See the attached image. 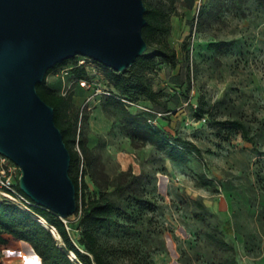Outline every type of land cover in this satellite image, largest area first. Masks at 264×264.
<instances>
[{
  "label": "rangeland",
  "instance_id": "374dc122",
  "mask_svg": "<svg viewBox=\"0 0 264 264\" xmlns=\"http://www.w3.org/2000/svg\"><path fill=\"white\" fill-rule=\"evenodd\" d=\"M146 1L162 2L170 11L165 40L176 49L178 65L157 60L148 75L165 106L138 104L155 111L146 113L157 126L196 142L203 158L193 154L181 165L150 144L134 146L120 128V106L108 99L111 72L103 64L92 61L86 81L72 73L74 60L51 71L47 85L71 97L80 118L87 114L84 126L99 144L103 171L110 179L125 172L128 182L134 174L143 177L141 194L149 202L124 199L116 222L101 230V241L113 247L116 264H219L224 252L207 237L217 228L235 247L238 264H264V9L257 0ZM202 98L209 112L199 119ZM213 119L244 120L256 142L240 135L226 140ZM88 181L89 194H98ZM199 212L204 220L196 218ZM79 219H72L75 239ZM10 250L1 252L5 261L17 256Z\"/></svg>",
  "mask_w": 264,
  "mask_h": 264
},
{
  "label": "trees",
  "instance_id": "16d2710c",
  "mask_svg": "<svg viewBox=\"0 0 264 264\" xmlns=\"http://www.w3.org/2000/svg\"><path fill=\"white\" fill-rule=\"evenodd\" d=\"M257 1L264 9V0ZM144 3L147 9L145 14L147 23L143 28V37L148 49L132 66L122 72H116L103 65L111 72L108 99L120 106L122 110L120 128L125 131L134 146L150 144L172 162L186 165L193 154L203 158L200 146L191 139L174 135L157 126L144 111L133 113L124 101L125 99L135 103L146 102L152 108L165 106L161 99L162 93L155 90L148 75L156 68L157 60H162L174 68L178 65L176 49L165 40L172 29L170 11L162 2L152 4L144 0ZM184 51L186 58L189 59V51L185 47ZM79 57L58 64L47 72L43 82L37 84L39 95L54 107L56 125L61 129L71 154L69 174L76 186L78 203L74 215H80L76 227L78 239L73 237L72 232L74 215L63 219L57 213L37 204L26 210L7 198H0V264H6L1 252L11 249L17 242L27 243L33 258L39 260L40 264H116L113 260V247L101 241V230L116 222V216L123 211L124 199L149 202L141 194L143 180L141 175L134 174L128 182L125 179V172H120L117 177L110 179L109 174L103 171L101 153L97 152V146H91L90 133L86 132L84 126L87 114L82 113L80 118L71 97L55 92L47 85V76L51 71ZM71 71L78 80L86 81L89 78L88 70L83 66H75ZM207 104L203 98L200 100L195 113L199 119L209 112ZM212 123L225 131L226 140L233 135H240L246 142L252 144L256 142L244 120L213 119ZM200 178L205 184L209 182L204 174L200 175ZM88 179L99 188L98 194H89ZM16 182L20 190L18 181ZM110 187H113L111 191ZM195 202L202 210L206 209L203 202ZM196 218L204 220L205 214L199 212ZM41 219L47 225L43 224ZM51 228L56 229L59 239L54 236ZM207 237L224 252L219 264H238L235 247L221 236L217 228L209 231ZM71 253L76 259H72Z\"/></svg>",
  "mask_w": 264,
  "mask_h": 264
},
{
  "label": "water",
  "instance_id": "95a60500",
  "mask_svg": "<svg viewBox=\"0 0 264 264\" xmlns=\"http://www.w3.org/2000/svg\"><path fill=\"white\" fill-rule=\"evenodd\" d=\"M146 10L144 0H0V155L20 168V190L63 219L78 208L71 154L37 84L76 56L132 66L148 49Z\"/></svg>",
  "mask_w": 264,
  "mask_h": 264
},
{
  "label": "built area",
  "instance_id": "2783aa9c",
  "mask_svg": "<svg viewBox=\"0 0 264 264\" xmlns=\"http://www.w3.org/2000/svg\"><path fill=\"white\" fill-rule=\"evenodd\" d=\"M92 61L94 60L89 57L80 56L77 60L74 61V64L71 68L75 66H83L87 70L90 67H92V69H95L92 64ZM68 72L69 69H66L65 74H68ZM108 94L110 93L108 92ZM124 101L128 104L129 107L134 106L144 112H155L153 109L145 107L141 104L130 102L125 99ZM0 162V196L11 200L23 209L30 210L32 205H35L36 203H34L31 198H29L23 191L19 190L16 186L17 182L15 180V173L17 170H20V168L14 162H12L10 159L3 155H0Z\"/></svg>",
  "mask_w": 264,
  "mask_h": 264
},
{
  "label": "crops",
  "instance_id": "0c3cea01",
  "mask_svg": "<svg viewBox=\"0 0 264 264\" xmlns=\"http://www.w3.org/2000/svg\"><path fill=\"white\" fill-rule=\"evenodd\" d=\"M91 138V134H90ZM93 139H91V146H95ZM99 145V144H98ZM97 145V146H98ZM1 168V162H0ZM12 252H16V257L9 259L6 261V264H40L39 260L33 258L30 252V246L25 242H17L11 250Z\"/></svg>",
  "mask_w": 264,
  "mask_h": 264
},
{
  "label": "bare ground",
  "instance_id": "6f19581e",
  "mask_svg": "<svg viewBox=\"0 0 264 264\" xmlns=\"http://www.w3.org/2000/svg\"><path fill=\"white\" fill-rule=\"evenodd\" d=\"M41 221H42L43 224L47 225L46 222H45L43 219H41ZM53 231H54V235H55V237H56L57 239H59L60 236L58 235V233H57V231H56L55 228H53ZM70 256L72 257V259H76V258H75V255H74L73 253H71Z\"/></svg>",
  "mask_w": 264,
  "mask_h": 264
}]
</instances>
